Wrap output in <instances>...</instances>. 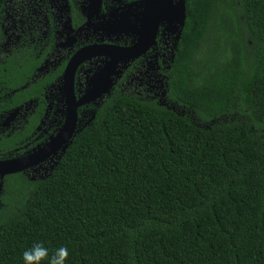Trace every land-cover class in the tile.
I'll return each instance as SVG.
<instances>
[{
    "label": "trees",
    "instance_id": "16d2710c",
    "mask_svg": "<svg viewBox=\"0 0 264 264\" xmlns=\"http://www.w3.org/2000/svg\"><path fill=\"white\" fill-rule=\"evenodd\" d=\"M174 50L186 112L118 93L47 179L7 176L0 264H264V0H186Z\"/></svg>",
    "mask_w": 264,
    "mask_h": 264
},
{
    "label": "flooded vegetation",
    "instance_id": "af4514ba",
    "mask_svg": "<svg viewBox=\"0 0 264 264\" xmlns=\"http://www.w3.org/2000/svg\"><path fill=\"white\" fill-rule=\"evenodd\" d=\"M139 1L101 0L95 9L92 0H0V160L26 157L54 140L68 116L70 61L88 47L134 45L139 33L116 28L120 23L141 28ZM175 42L161 22L155 43L137 57L125 58L114 50L88 52L75 70L74 95L77 102L89 90L95 97L78 103L76 133L101 106L114 103L118 93L168 106L166 71ZM64 153L60 148L16 173L45 180ZM11 174L0 176V210L6 205L3 195L20 191L7 179Z\"/></svg>",
    "mask_w": 264,
    "mask_h": 264
},
{
    "label": "water",
    "instance_id": "95a60500",
    "mask_svg": "<svg viewBox=\"0 0 264 264\" xmlns=\"http://www.w3.org/2000/svg\"><path fill=\"white\" fill-rule=\"evenodd\" d=\"M92 7L98 9L101 5V0H92ZM137 9H141L138 14L141 22V28L138 30L134 25L122 23L116 29H123L129 32L139 33L140 37L137 42L129 47H119L114 45H96L82 49L76 54L70 61L66 71V81L70 82V91L68 94V116L64 128L60 133L52 140L45 148L37 151L34 154L22 157L19 159L0 160V176L16 173L22 171L29 165H32L44 157L51 154H55L60 148L64 151L67 150L69 145L73 141V137L76 133L77 127V105L78 103H84L85 101L94 99L95 95H91V90L87 92L86 97L77 102L74 95L73 81L75 76V70L78 63L85 57V55L92 51V53H109L114 50L117 53L122 54L125 58H133L141 55L147 49H149L155 43L156 32L159 23L166 24L168 32H173L175 35V43L179 41L182 28L186 20V0H140L135 3ZM148 18L149 20H145ZM133 27V28H132ZM149 31V35H146ZM112 74V71H110ZM111 85L109 81L108 86Z\"/></svg>",
    "mask_w": 264,
    "mask_h": 264
},
{
    "label": "clouds",
    "instance_id": "9594fccd",
    "mask_svg": "<svg viewBox=\"0 0 264 264\" xmlns=\"http://www.w3.org/2000/svg\"><path fill=\"white\" fill-rule=\"evenodd\" d=\"M68 257L69 250L66 246L57 248L54 254L49 257V249L43 241L33 243L22 253L23 264H42L45 260H49V264H67Z\"/></svg>",
    "mask_w": 264,
    "mask_h": 264
},
{
    "label": "rangeland",
    "instance_id": "374dc122",
    "mask_svg": "<svg viewBox=\"0 0 264 264\" xmlns=\"http://www.w3.org/2000/svg\"><path fill=\"white\" fill-rule=\"evenodd\" d=\"M168 105H169V107H171L172 109H174V110H178V111L181 112V113H184V112L187 111L185 108H180L179 106H176V105H174V104H168Z\"/></svg>",
    "mask_w": 264,
    "mask_h": 264
}]
</instances>
